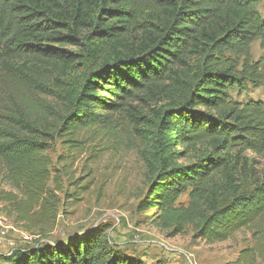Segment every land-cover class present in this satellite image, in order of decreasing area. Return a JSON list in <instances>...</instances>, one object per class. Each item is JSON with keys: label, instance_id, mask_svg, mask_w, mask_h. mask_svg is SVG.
I'll return each instance as SVG.
<instances>
[{"label": "trees", "instance_id": "obj_1", "mask_svg": "<svg viewBox=\"0 0 264 264\" xmlns=\"http://www.w3.org/2000/svg\"><path fill=\"white\" fill-rule=\"evenodd\" d=\"M260 1L0 0L1 211L47 232L61 203L50 145L64 138L69 147L126 117L151 180L144 206L166 214L192 186L197 204L179 211L176 233L190 222L206 244L248 233L252 245L226 264H263L264 163L258 170L244 153L264 162V102L231 99L264 86ZM152 102L161 105L150 116L137 110ZM191 151V162L178 163ZM106 230L37 242L0 262L146 264Z\"/></svg>", "mask_w": 264, "mask_h": 264}, {"label": "rangeland", "instance_id": "obj_2", "mask_svg": "<svg viewBox=\"0 0 264 264\" xmlns=\"http://www.w3.org/2000/svg\"><path fill=\"white\" fill-rule=\"evenodd\" d=\"M256 10L264 17V0ZM250 53L253 61L263 55L259 41L251 44ZM231 99L239 104L264 102V86L251 84L247 93H231ZM160 105L142 104L137 110L150 116V110ZM74 139L76 142L68 147L64 138H60L47 152L51 176L60 189L61 203L55 224L47 226L44 234L28 231L15 216L2 212L0 204V256L21 247H32L37 242L60 243L101 227L107 229L105 234L111 244L127 255L144 257L150 264H226L252 245L250 235L244 232L224 242L206 244L193 237L191 222L176 233L175 219L179 211L197 204L192 186L177 195L166 214L144 206L151 180L139 155L140 140L128 118L113 122L108 131L86 130ZM194 155L197 153L192 151L181 153L178 163L188 164ZM244 156L253 160L254 168L261 170L262 160L250 152Z\"/></svg>", "mask_w": 264, "mask_h": 264}, {"label": "crops", "instance_id": "obj_3", "mask_svg": "<svg viewBox=\"0 0 264 264\" xmlns=\"http://www.w3.org/2000/svg\"><path fill=\"white\" fill-rule=\"evenodd\" d=\"M142 260H144L146 264H150V262L148 263L144 257L142 258Z\"/></svg>", "mask_w": 264, "mask_h": 264}]
</instances>
